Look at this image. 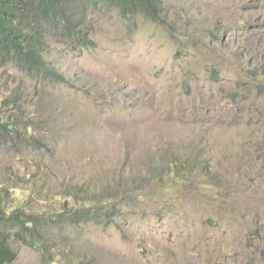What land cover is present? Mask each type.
Masks as SVG:
<instances>
[{
    "label": "rangeland",
    "instance_id": "obj_1",
    "mask_svg": "<svg viewBox=\"0 0 264 264\" xmlns=\"http://www.w3.org/2000/svg\"><path fill=\"white\" fill-rule=\"evenodd\" d=\"M64 2L90 40L45 30L66 83L0 59L3 121L46 146L0 140V194L39 215L77 193L117 206L68 228L59 264H264V0H158L162 23ZM10 245L11 264H49Z\"/></svg>",
    "mask_w": 264,
    "mask_h": 264
},
{
    "label": "trees",
    "instance_id": "obj_2",
    "mask_svg": "<svg viewBox=\"0 0 264 264\" xmlns=\"http://www.w3.org/2000/svg\"><path fill=\"white\" fill-rule=\"evenodd\" d=\"M108 1L124 15L143 13L149 19L162 23V8L158 0ZM71 15L72 11L64 0H0V59L6 63L16 62L28 73L41 76L43 80L66 83V77L48 65L43 53L46 29L52 31L64 26L68 36L76 37L78 42L84 41L88 45L90 40L79 30L78 22ZM213 73L219 78L218 72L214 70ZM257 76H248L247 79L252 83ZM12 104L19 111L18 100L15 99ZM10 121L4 122L0 115V140L6 138L3 140L5 143L25 149L46 148L43 141L32 134V125H13ZM9 188L0 194V226L13 228L15 232L0 235V264H11L18 257L10 245L11 238L41 252L47 263L59 264L55 252L61 249L60 241L66 238L64 232L68 228L91 221L101 225L105 217H116L121 213L110 200L92 204L87 194L81 196L80 193L70 196V203L74 202L72 206L65 204L58 211L44 215L27 213L21 205L8 203L6 192ZM54 228H60L61 239L52 232Z\"/></svg>",
    "mask_w": 264,
    "mask_h": 264
}]
</instances>
